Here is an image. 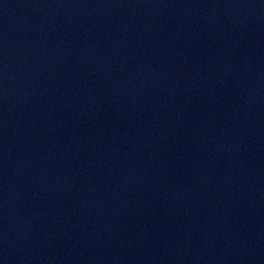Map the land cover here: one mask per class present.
Masks as SVG:
<instances>
[{"label":"water","instance_id":"obj_1","mask_svg":"<svg viewBox=\"0 0 264 264\" xmlns=\"http://www.w3.org/2000/svg\"><path fill=\"white\" fill-rule=\"evenodd\" d=\"M0 264H264V0H0Z\"/></svg>","mask_w":264,"mask_h":264}]
</instances>
